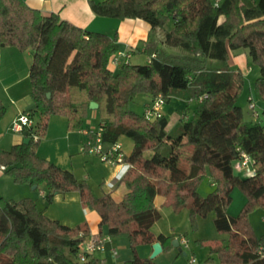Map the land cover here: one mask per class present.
<instances>
[{
	"label": "trees",
	"instance_id": "16d2710c",
	"mask_svg": "<svg viewBox=\"0 0 264 264\" xmlns=\"http://www.w3.org/2000/svg\"><path fill=\"white\" fill-rule=\"evenodd\" d=\"M89 2L97 15L150 22L147 39L136 46L150 59L114 69L111 61L120 50L117 31L111 35L83 28L26 0H0V46L33 53V102L25 112L34 120L29 133L40 135L10 148L0 145V166L16 183L36 188L44 184L48 202L57 193L78 190L83 205L98 211L110 236L129 239L133 264H156L139 255L140 244L160 240L165 250L173 247L171 236L152 230L162 217L155 203L159 194L175 212L187 207L194 228L199 216L215 212L217 230L228 237L197 239L210 248L204 264H264V233H256L250 221L252 211L264 208V122L247 119L238 103L246 81L243 70L208 64L210 58L228 61L229 49L248 48L261 71L254 90L264 102V0ZM159 28L164 30L162 40ZM162 43L181 46L184 52L168 51ZM140 93L152 100L161 95L166 102L180 97L188 102L184 112L190 115L170 129L168 115L148 119L144 110L131 107ZM91 101L99 104L106 149L122 136L134 142L125 156L132 166L120 179L128 188L121 200L109 192L95 194L87 180L38 153L52 115H65L68 127L78 129L92 111ZM193 101L194 109L189 105ZM6 112L0 96V121ZM147 150H153L150 157ZM243 152L254 159V173L235 172L234 163ZM207 175L215 186L203 195L198 188ZM236 187L247 200L232 215L228 208ZM90 236L85 220L68 225L52 218L30 196H0V264H103L97 257L78 259L80 245Z\"/></svg>",
	"mask_w": 264,
	"mask_h": 264
},
{
	"label": "crops",
	"instance_id": "0c3cea01",
	"mask_svg": "<svg viewBox=\"0 0 264 264\" xmlns=\"http://www.w3.org/2000/svg\"><path fill=\"white\" fill-rule=\"evenodd\" d=\"M29 5L32 7L41 9L44 12H57L59 15L67 19L74 24L81 26L83 28H88L92 30H100L104 31L109 34H114L116 31L118 32L119 36V44H120V50L121 51H126V52H131L132 56L130 57V62H137L134 61L135 58H138L142 54H144L143 47L140 49H136V46L141 40L147 39L150 30H151V24L147 20L140 18V17H128L124 19H119L116 17H111V16H105V15H97L94 9L92 8L89 0H26ZM215 2H220L221 0H214ZM172 25L170 23L169 27ZM158 38L160 40L163 39L164 37V30L159 28L157 32ZM164 44V43H163ZM166 47V46H165ZM167 48V47H166ZM168 51L170 49L167 48ZM234 49H229V58L231 56V51ZM32 58H33V53L32 51H24L20 52L16 47L14 46H0V95L1 98L3 99L4 103L7 105V112L10 111V105L6 102L5 96L11 99V103H13V110L9 114L8 118V123L6 125V130L13 131L11 130L10 126L13 121V119L20 113L25 112V110L32 105V98L30 95L31 89H32V84H31V79H30V66L32 63ZM149 60V57L147 58L146 62ZM235 62V61H234ZM111 66L116 69L117 67L112 65ZM236 68H240L243 70V72L246 74V71L240 67L236 66ZM252 67L248 66L247 72L251 69ZM16 73V77L11 79V75ZM8 75L7 79L8 81H4L5 77ZM3 79V80H2ZM21 96L24 97V101H20L19 98ZM152 100L150 97L148 101L145 103H149ZM171 103H174L175 106L170 108L169 111L165 110V106L169 105ZM196 103L197 101L191 102L189 105L192 107V105ZM188 102L185 101L184 99L173 96L168 102L165 103L164 105V114L168 115L169 120H170V129L175 126L180 119H185L189 117V113L185 115V108L187 107ZM179 114L178 118H175L176 121H172L170 116L171 114L177 113ZM94 115V120L98 123L93 124L92 118L88 116L85 120V123L83 126H87L89 124L93 125H98L101 120L98 116V113L96 110H93L90 112ZM7 114V113H6ZM90 115V114H89ZM6 116V115H5ZM4 116V117H5ZM59 115H52L49 121L48 125V131L46 136H44V141L41 139V143L39 144L38 147V153L46 158H49L56 164L70 169L73 171L75 176L79 179H85L87 180L90 185L92 186V189L95 194L100 195L105 192H109L112 194V196L116 200H121L124 196V194L128 191L127 186L125 183L121 182V178H115L116 174L121 170L120 165H114L105 161L100 160V158L94 154L88 153L86 151H83L81 149V143L85 139V134L78 129H70L67 125V128L65 131L61 133H55L53 134L52 128L57 126L58 124L61 125L60 119L57 118ZM2 121V120H1ZM0 121V142L3 140L5 137V130L1 125L3 122ZM67 121V117H66ZM82 126V127H83ZM77 134H80L81 138L77 139ZM25 137V132H15L13 134V140L11 141L10 145H4L1 146L4 148H10L13 144L18 143L23 141ZM65 140V145L67 148L72 149L74 146L78 148V151L80 152L79 155L82 157V162L79 165V167L83 164V168L77 167L72 161L70 164L66 163V159L61 157V149L59 147H55L53 151H49L48 145L49 143L51 144H58L60 141ZM43 141V142H42ZM120 142L123 145V149L126 152V154H129L131 150L133 149L134 142L132 140H128L126 136H122L120 138ZM48 143V144H47ZM9 146V147H7ZM43 150V151H42ZM53 152V155L52 153ZM68 152V149H67ZM82 153V154H81ZM56 156V157H54ZM68 162V161H67ZM68 164V165H66ZM78 168L80 169V172L83 175H78ZM122 171V170H121ZM120 171V172H121ZM6 173L4 171V168L0 166V180L4 179L6 177ZM211 177V176H210ZM110 180L115 181V186L110 187L107 182ZM211 183L212 186L214 187V181L211 178ZM24 185H29V184H22L21 187H29V189H35L32 188V185L29 186H24ZM27 189V188H24ZM213 189V188H212ZM235 189L232 191V204L234 202V193ZM47 188L42 189V192L47 193ZM97 190H100L99 192ZM26 195L24 196H30L32 198H36L35 194L28 191L24 190ZM45 197V196H43ZM243 203L242 206L245 203L246 198H242ZM78 203L76 207H78V212H74V209L70 207L71 203ZM42 202V201H41ZM38 201L37 199V204L40 208L45 209L46 212L52 217L59 219L61 222L66 223L68 225H75L83 220H85L88 224V227L90 229V232L92 234H98L100 236H106L108 234V229L107 226L101 225V216L98 213V211L91 206H84L81 200V195L78 190H71L67 192H60L57 193L55 196V199L52 203H47V202H42ZM155 203L157 207L162 210V217H163V208L164 207H172L169 204L168 199L164 195H157L155 198ZM231 204V205H232ZM80 205V206H79ZM230 205V207H231ZM230 207L228 210H230ZM242 208V207H241ZM239 209V211L241 210ZM187 211V210H183ZM230 212V211H229ZM239 213V212H238ZM237 213V214H238ZM232 215H237L235 213H230ZM252 225L258 234L264 233V231H258V225H256L253 220ZM156 223H154L155 225ZM154 225L152 226V230L154 233L159 234V233H164L166 235L171 236L173 239L178 238L177 236L172 235L173 229H170L169 231L165 230H160L156 231L154 230ZM174 228V226L172 227ZM114 238H110L106 242V248L109 250V255L114 258V264H121L119 260H117V255L119 254V251L117 253H114L113 248L117 250V248L113 245ZM179 242H180V238ZM180 242V246H181ZM177 246L172 247L170 250H165L163 247V250L157 254L154 258L150 257V254L153 251L152 243L147 244L146 248V253H141L140 249H138V253L141 257H148L151 258L155 261L156 264H162L160 260L156 257L162 255V253H168L172 255L174 258V249ZM106 249V250H107ZM104 250V251H106ZM90 257H97L100 259L103 264H107V259L108 255L104 253L103 251H97L93 255H90ZM134 258L131 257L127 262L131 261ZM174 261V259H173ZM178 259H176L174 262H176ZM126 262V263H127Z\"/></svg>",
	"mask_w": 264,
	"mask_h": 264
},
{
	"label": "rangeland",
	"instance_id": "374dc122",
	"mask_svg": "<svg viewBox=\"0 0 264 264\" xmlns=\"http://www.w3.org/2000/svg\"><path fill=\"white\" fill-rule=\"evenodd\" d=\"M245 2L247 4H252L253 0H245ZM167 28H169V25H167ZM162 45L166 46L168 49H170V51L184 52V48L181 46H171V45H167L166 43H164V44L162 43ZM147 58H148V56L146 54H142L138 58H135L134 61L143 63V62H146ZM129 62H130V60H129ZM208 64L212 67L226 66V65H230L232 67L240 66L246 71L245 86H244V89H243L241 95L238 98V103L243 106L247 119H254V120H257L260 122H264V115L262 112V110L264 109V102H262L258 99V97L255 93V90H254L255 78L261 74V71H260V67L253 62L252 57H251L250 52H249V49L244 48V47L234 49L231 51V56L228 59V61L210 58V59H208ZM248 66H250L252 68L247 72ZM15 75H16V73L12 74L11 79L16 77ZM7 77H8V75L4 78L5 79L4 81H6V82L8 81ZM250 96L253 98V101L256 104V108L259 111L258 116H255L253 114V111L251 110V108L249 106V104H250L249 97ZM149 98H150L149 95L144 94V93H140L136 96L134 101L131 103V107L138 112H143V110L145 108V103L148 101ZM19 99H20V101H24L23 96H21V98H19ZM5 100L10 105V109H9L10 111L6 112L7 113V114H5L6 116L4 115L5 117H3L2 121H1V122H3L1 125V128L3 126V128L5 130V137L0 142V144L2 146L10 145L11 141L13 140V134H14V131H9V130H6V128H5L7 123H8V118H9L8 116L12 112L14 104L11 103V99L9 97L7 98L5 96ZM174 106H175L174 103L166 105L165 110L169 111V109L174 107ZM195 107H196V103H194L192 105V109H194ZM93 110H96V109H92V111ZM185 115H187V114H185ZM89 116L92 118L91 123H93V124L98 123L94 120V115L92 113H90ZM178 116H179V114L177 112L174 114V116H173V114H171L170 118L174 122V121H176L175 118H178ZM57 118H59L61 120L60 121L61 125L58 124L57 126L52 128L53 134L61 133V132L65 131L67 128L66 116L65 115H59ZM77 136H78L77 139L81 138L80 134H77ZM126 138L128 140L133 141V139L128 137V136H126ZM42 140L44 141V137ZM82 144H83V142L81 143V145ZM7 147H9V146H7ZM55 147H59L61 149L62 154L60 156L61 157L63 156V158L66 159V163L70 164L72 161L77 167H79V165L82 162V157H81V155H79L80 152L78 151V148L76 146H74L72 149L67 148L65 145V140L60 141V143H58V144H52V143L50 144L49 143V145H48L49 151L50 150L53 151ZM67 149H68V152H67ZM50 153H52V155H53V152H50ZM145 154H146V156L150 157L153 154V150H147L145 152ZM54 157H56V156H54ZM68 164H66V165H68ZM79 168H83V164ZM79 168H78V175L81 176L83 174L80 172ZM234 168H235L236 173H238L240 175L246 174L244 171H239L236 167H234ZM211 182L212 181H211L210 175H207L199 185V188H198L199 192L202 193L203 195H206L207 193L212 191L214 189V187L212 186ZM22 184H29V183H16L12 179L11 176L6 175V177L4 179L0 180V196H4V197H8V198H14V199H20L22 197H25L24 195H26L25 194L26 192L24 190H27V192L30 191V192L35 194L36 198H34V199L36 200V202L38 199V201H40V202L42 201V202L52 203V202H48L46 197H43V196H46V193L44 194V192H42V189L44 190L46 187L44 184L40 185L38 188H35V189H29V187H21ZM29 185H24V186H29ZM24 188H27V189H24ZM32 188H33V186H32ZM97 191L99 192L100 190H97ZM242 198H246V196L242 193V191L238 187H236L235 193H234V202H233V204L231 202V204H232V205L230 204L231 207L229 205V207H230V210H228V211H230L229 213L237 214L239 212V209L242 207V203H243ZM246 200L247 199H245V202H246ZM70 203H71L70 207H72V209H74V212H76L80 216V212H78L79 211L78 207H76L78 205V203L76 204L72 201ZM183 210H187V211H183ZM163 213H164L163 217H161L156 222V224L154 225V230H156V231H160V230L169 231L170 229H173V230H171L172 235L177 236L180 239L184 236L188 240V246H185L184 244H182L180 247H178V246L175 247V249H174L175 253H173L174 258L172 257V255H170L168 253H162V255L156 257L160 260V262L162 264H175L174 261L176 259H178L176 264H204V260L210 255V248H209L208 244L202 245L201 243L198 242L197 239L213 240V239H221V238L223 239V238L228 237L227 233H220L217 230L216 224L214 221V216H215L214 211L210 212L206 216H199L197 219V227H195V228L193 227L192 222L190 221L189 210L187 207L182 209L180 212H175L172 207H164ZM251 220H253V222L256 225H258L257 226L258 231L263 232L264 231V208H258L256 210L252 211L250 214V221ZM251 223H252V221H251ZM173 226H174V228H172ZM113 245L117 248V252L119 251V254L117 255V260H119L121 264H126V262L131 257H133L134 253H133V250H132V247H131V244H130V241L128 238H126V237H115ZM146 248H147V244H140V245H138L137 249H140L141 253H146ZM103 252L108 255L107 264H114V258H112L109 255V250L108 249L106 251L103 250ZM191 256L195 257L196 260L194 262H192L190 260ZM214 256H216V255L214 254ZM150 257H151V254H150ZM173 259H174V261H173Z\"/></svg>",
	"mask_w": 264,
	"mask_h": 264
},
{
	"label": "built area",
	"instance_id": "2783aa9c",
	"mask_svg": "<svg viewBox=\"0 0 264 264\" xmlns=\"http://www.w3.org/2000/svg\"><path fill=\"white\" fill-rule=\"evenodd\" d=\"M155 53L152 55L154 56ZM132 56L131 52L119 50L112 58L111 64L119 67L120 65L129 62L130 57ZM150 59V58H149ZM250 108L253 111L255 116L259 115V111L256 108V104L253 101V98L250 96ZM166 100L161 95L155 97L149 104L146 105L144 109V114L148 119H154L160 117L164 114V105ZM34 120L27 112H22L18 114L11 123V130L15 132H27L28 136H32L34 139H39L40 135L35 131H29L33 128ZM80 130L85 134V139L81 146L83 151L94 154L98 156L102 161L121 166V172L119 171L116 174L115 178H122L124 173L132 166V163L125 159L126 152L123 149V145L120 140L116 141L111 147L105 148L103 143V131L104 124L100 122L98 125L89 124L83 126ZM3 168L5 166L2 165ZM239 171H244L246 174L254 173V159L252 156L246 152H243L241 157L236 160L234 163ZM110 187L115 186V181L110 180L107 182ZM82 234V232H81ZM111 236H95L91 233L90 239L83 242L78 251V259L85 261L90 255H93L97 251H103L106 249V242L110 240ZM181 244L188 246V240L183 236L180 239ZM264 252V245L260 248ZM114 253H117V250L113 248ZM190 260L194 262L196 259L194 256H191Z\"/></svg>",
	"mask_w": 264,
	"mask_h": 264
},
{
	"label": "water",
	"instance_id": "95a60500",
	"mask_svg": "<svg viewBox=\"0 0 264 264\" xmlns=\"http://www.w3.org/2000/svg\"><path fill=\"white\" fill-rule=\"evenodd\" d=\"M99 104L96 101L90 102V108L91 109H97ZM30 136L27 135V132H25V137L23 139L24 142L28 143L30 141ZM33 188H36V185H33ZM172 243L174 246L180 247V242L178 238H174L172 240ZM153 251L151 253V258H154L157 254H159L163 250V245L160 240H156L152 243ZM181 249V248H180ZM126 264H133L132 261L127 262Z\"/></svg>",
	"mask_w": 264,
	"mask_h": 264
}]
</instances>
